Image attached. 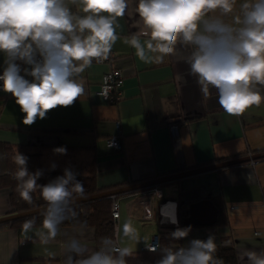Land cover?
<instances>
[{
	"label": "crops",
	"instance_id": "0c3cea01",
	"mask_svg": "<svg viewBox=\"0 0 264 264\" xmlns=\"http://www.w3.org/2000/svg\"><path fill=\"white\" fill-rule=\"evenodd\" d=\"M72 7L82 14L78 6ZM137 7L138 0H127L125 15L118 18L119 38L110 51L112 56L104 61L93 60L76 77L85 93L71 106L52 109L44 119L37 118L32 125H25V114L15 98L0 91V142L14 148L31 145L41 149L43 165H56L60 175L66 168L75 170L80 163L86 166L87 162L90 167L93 162L99 186L125 180L136 183L142 178L151 179L148 176L153 174L160 175L152 178L159 177L264 150V102L240 115L227 114L218 103L217 90L210 88L207 95L203 94L190 73L191 46L178 41L175 52L160 64H146L138 59L135 50L124 43L133 34L142 41L148 38L143 35ZM3 61L4 55L0 53V72ZM112 69H119L122 74L120 85L113 92V102L99 94L102 74ZM257 87L264 96V85ZM117 129L119 149L109 146L107 141ZM62 146L67 149L66 155L53 152ZM155 187L160 189V197L152 194ZM143 197L150 198V219L140 217L139 200ZM202 198H209L216 207L213 198H217L225 221L191 225L190 233L182 239L185 244L192 239L206 240L210 235L216 243L230 238L238 264H249L247 251L264 252V158L120 194L114 238L132 250L145 248L152 236H170L178 227L160 220V203L167 204L165 216L177 219L178 201L189 202L182 206L188 208L187 217L189 205ZM233 204L236 207L232 209ZM10 208V188L1 187L0 216L8 214ZM129 218L139 231L140 242L122 238V225ZM61 227L69 235L79 231V226ZM39 229L40 225H36L29 240L22 226L0 228V264H62L66 236L59 235L44 244L34 234ZM80 238L89 249L95 248L91 227H83Z\"/></svg>",
	"mask_w": 264,
	"mask_h": 264
},
{
	"label": "clouds",
	"instance_id": "9594fccd",
	"mask_svg": "<svg viewBox=\"0 0 264 264\" xmlns=\"http://www.w3.org/2000/svg\"><path fill=\"white\" fill-rule=\"evenodd\" d=\"M126 8L127 0H0V53L4 55L0 81L25 114V125L44 119L52 109L71 106L84 95L76 77L93 60L109 57L119 38L118 18ZM137 12L148 38L142 41L133 34L124 43L140 61L163 63L179 41L191 46L190 73L202 93L216 89L218 103L227 114L240 115L264 102L257 87L264 85V0L239 4L238 0H138ZM53 152L66 155L67 149L57 147ZM14 160L20 197L31 204L32 193L39 190L46 202L35 236L44 244L66 236L62 264H128L133 250L117 239L102 236L89 249L80 238L84 225L78 221L75 205L86 189L74 171L66 168L62 176L41 185L37 181L42 172L28 171L27 156L17 152ZM65 222L79 225L78 233H63ZM170 223L178 220L172 217ZM35 227V217L22 223L26 239L32 240L29 233ZM190 231V226L177 227L170 237L179 241ZM122 238L141 240L131 218L122 225ZM149 250L160 252L156 264H224L214 255L217 245L212 235L192 239L187 246H149ZM246 256L249 264H264V252L247 251Z\"/></svg>",
	"mask_w": 264,
	"mask_h": 264
},
{
	"label": "trees",
	"instance_id": "16d2710c",
	"mask_svg": "<svg viewBox=\"0 0 264 264\" xmlns=\"http://www.w3.org/2000/svg\"><path fill=\"white\" fill-rule=\"evenodd\" d=\"M18 148V149H16ZM12 147L10 144L0 142V188L1 187H9L10 188V210L8 214L22 212L26 210L36 209L46 205V202L43 200L39 190L32 193L33 201L31 204L23 200L19 192L17 191V183L18 181L15 179V172L18 169V166L15 163L14 157L17 152L25 155L28 157L27 161V168L29 172H36L40 170L42 172L41 177L37 181L38 184H47L51 180L55 179L57 176H62L59 174V171L53 168H48L43 165L41 162V149L37 147H33L31 145H24L23 147ZM264 158V157H263ZM259 158L257 160H260ZM208 163V162H206ZM86 166H82L80 163L76 166L74 171L77 174V179L80 180L85 189L86 193L85 196L91 195L100 191H105L108 189H112L118 186L127 185L131 183H135V180L129 181H121L112 183L109 185L99 186L96 182V168L93 166V162L89 167V164H85ZM231 165L224 166L217 168L218 170L225 169L230 167ZM90 168V169H89ZM156 175H160L159 173L150 175L148 177H153ZM148 179V178H147ZM141 181L146 180V178L140 179ZM139 182V181H138ZM163 183V182H162ZM160 183V184H162ZM165 183V182H164ZM160 184H151L146 187H142L137 190H142L146 188H151L156 185ZM136 190H132L129 192H133ZM122 194V193H121ZM120 194L114 195L116 199ZM111 196H100L89 200H84L77 202L75 205V209L78 213V221L84 225V227H91L94 232V243L95 247L100 237L102 236H111L114 238L116 228H117V221L112 218L111 215V201L114 199ZM214 199V200H213ZM212 200L218 207V217L216 223L224 222L221 216V204L219 200L213 198ZM188 201H178L177 202V220H178V227L185 228L191 227V225L185 224L184 219L188 214V208L182 207L183 205L186 206ZM41 211L30 213L24 216L12 218L9 220H5L0 222V228L5 227H21L22 223L33 217L36 218V225H41L42 216L40 215ZM6 215V214H5ZM226 220H228L225 217ZM62 226H74L72 223L65 222ZM79 226V225H77ZM175 244L176 246H187L182 239L179 241H174L170 236L166 235H158V247L163 246H170ZM217 250L215 252V256L222 259L224 264H238V256L236 252V248L234 243L227 238L220 243H216ZM161 258L160 252L157 251H150L147 248L135 249L133 250V255L128 259V264H156V262Z\"/></svg>",
	"mask_w": 264,
	"mask_h": 264
},
{
	"label": "water",
	"instance_id": "95a60500",
	"mask_svg": "<svg viewBox=\"0 0 264 264\" xmlns=\"http://www.w3.org/2000/svg\"><path fill=\"white\" fill-rule=\"evenodd\" d=\"M263 157H264V150L252 152L246 155H241V156H237V157L230 158V159L208 163V164L201 165L198 167H193L187 170L166 174V175L154 177L151 179H146V180L139 181L136 183L122 185V186L108 189L105 191H100V192H97L91 195H87L83 199H77V202L93 199V198L100 197V196H111V195L126 193L132 190H137L142 187H146L151 184H160L162 182L180 178L182 176L189 175L192 173L201 172V171H205L209 169H217L220 167L234 165V164H238V163H242L246 161H254V160H257ZM44 207L45 206H42L36 209H31V210H26L22 212L11 213V214L0 216V222L9 220L12 218L24 216L30 213L42 211ZM217 215H218V209L213 204V202L209 198H202V199L192 202L189 205V215L184 219V223L188 225H212L213 223L216 222Z\"/></svg>",
	"mask_w": 264,
	"mask_h": 264
},
{
	"label": "built area",
	"instance_id": "2783aa9c",
	"mask_svg": "<svg viewBox=\"0 0 264 264\" xmlns=\"http://www.w3.org/2000/svg\"><path fill=\"white\" fill-rule=\"evenodd\" d=\"M112 56L111 52L109 54V57L107 59H109ZM96 61V60H94ZM104 61V60H101ZM3 72V71H2ZM2 72H0V74H2ZM29 78V77H26ZM122 78V74L121 71L119 69H112L110 71H107L105 73L102 74V77L100 79V89H99V94L106 99L107 101H114L115 96H114V91H116V87H118L120 85V81ZM3 82L0 81V91H3ZM118 127V125H117ZM108 141V145L111 147H114L115 149H119L121 147V142H120V132L119 129H117L116 133L113 134L109 139H107ZM152 194L154 196H161V191L159 188L155 187L152 189ZM114 198V196H112ZM139 207H140V217L141 219H150L153 216L152 213V206H151V202H150V198H144L141 199L139 201ZM159 213H162V209L166 208V206L162 205L160 203L159 205ZM236 205H231L230 208H235ZM111 215L112 218L114 220L117 221L120 211H119V204L117 199H113L111 201ZM161 220V217H160ZM149 246L152 247H158V236L154 235L151 237L150 241L147 243V245L145 246V248L149 249Z\"/></svg>",
	"mask_w": 264,
	"mask_h": 264
},
{
	"label": "rangeland",
	"instance_id": "374dc122",
	"mask_svg": "<svg viewBox=\"0 0 264 264\" xmlns=\"http://www.w3.org/2000/svg\"><path fill=\"white\" fill-rule=\"evenodd\" d=\"M165 182H167V181H165ZM164 183V182H163ZM170 204V203H169ZM167 204L166 203H164V206H166ZM164 209L165 208H163L162 209V213L160 212L159 214H160V217H161V220L162 221H164V222H170V219L169 220H165V216H164ZM120 215V214H119ZM119 218V217H118ZM117 232H118V229H117Z\"/></svg>",
	"mask_w": 264,
	"mask_h": 264
},
{
	"label": "bare ground",
	"instance_id": "6f19581e",
	"mask_svg": "<svg viewBox=\"0 0 264 264\" xmlns=\"http://www.w3.org/2000/svg\"><path fill=\"white\" fill-rule=\"evenodd\" d=\"M164 216H165V209H164ZM165 217H167V218H170V219H171V217H170L169 215H167V216H165Z\"/></svg>",
	"mask_w": 264,
	"mask_h": 264
},
{
	"label": "flooded vegetation",
	"instance_id": "af4514ba",
	"mask_svg": "<svg viewBox=\"0 0 264 264\" xmlns=\"http://www.w3.org/2000/svg\"><path fill=\"white\" fill-rule=\"evenodd\" d=\"M144 198H147V197H143L142 199H144ZM116 199H117V198H116ZM140 200H141V199H140ZM140 200H139V201H140Z\"/></svg>",
	"mask_w": 264,
	"mask_h": 264
}]
</instances>
